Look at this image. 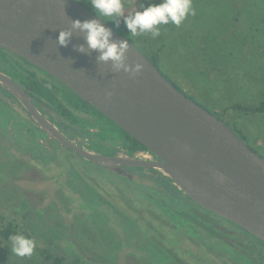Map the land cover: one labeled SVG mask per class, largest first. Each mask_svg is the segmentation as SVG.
Listing matches in <instances>:
<instances>
[{"label":"rangeland","instance_id":"374dc122","mask_svg":"<svg viewBox=\"0 0 264 264\" xmlns=\"http://www.w3.org/2000/svg\"><path fill=\"white\" fill-rule=\"evenodd\" d=\"M79 1L95 12L86 0ZM140 2L123 0L125 14L136 10ZM142 2L146 6L149 0ZM192 7L195 14L188 15L179 26L160 25V35L155 38L150 33L128 34L122 17L118 27L112 18H101L150 60L157 50V66L184 94L224 120L254 151L264 156V111L251 109L264 94V0H192ZM12 67V73L25 75L14 64ZM47 79L62 94L67 92L50 77ZM66 95L56 97L62 96L71 104L79 103L75 97ZM235 103L239 107L233 108ZM93 117L102 129L96 134L97 139L126 140L125 134L113 123L101 116ZM21 123L30 129L25 120ZM0 142L3 146L0 147V217L16 221L17 234L36 241L31 256L19 257L11 251L10 240L0 236V264H51L43 258V249L61 256L62 264H242L226 251L218 253L226 250L219 245L213 246L218 248L216 251L208 245L198 246L189 238L195 234L190 221L183 222L179 217L178 223H171L169 219L173 220L166 215V222H159L157 232L152 234L160 233L158 241L169 251L166 254L155 250L151 247L152 237L147 234L151 229L148 216L142 213L144 207L126 213L112 206L107 200L116 201L117 207L130 209L129 205L120 203L121 196L111 186L106 188L109 194H104L102 186H63L57 192L53 186H19L16 183L21 182L20 175H13L6 169V163L12 155L18 156L24 150L17 147L22 144H15L13 137L3 135ZM145 181L151 183L150 178ZM137 204L135 200V209ZM177 208L179 212L193 211L183 201H178ZM173 214L179 215L175 211ZM196 214L210 218L203 210L196 209ZM218 221L231 227L223 220ZM204 223L207 224L206 219ZM179 225L185 226L184 235L180 234ZM198 225L204 226L200 220ZM209 243L213 244V239Z\"/></svg>","mask_w":264,"mask_h":264},{"label":"water","instance_id":"95a60500","mask_svg":"<svg viewBox=\"0 0 264 264\" xmlns=\"http://www.w3.org/2000/svg\"><path fill=\"white\" fill-rule=\"evenodd\" d=\"M77 18L98 19L77 0H0V45L60 80L158 161L141 162L130 156L118 159L81 149L35 113L20 86L2 73L0 82L27 105L43 129L80 155L107 168L119 161L157 167L200 207L264 242V156L224 120L180 91L103 18L102 23L112 30V40H128L127 62L143 64L138 75L115 72L111 62L97 61L99 53L87 50L84 34L78 31L67 46L58 45V31L70 28ZM80 45L85 52L77 50Z\"/></svg>","mask_w":264,"mask_h":264},{"label":"flooded vegetation","instance_id":"af4514ba","mask_svg":"<svg viewBox=\"0 0 264 264\" xmlns=\"http://www.w3.org/2000/svg\"><path fill=\"white\" fill-rule=\"evenodd\" d=\"M13 57L16 58V60ZM12 64H14L19 70L23 71L25 75L22 77L17 71H15V74L19 76L17 77L12 73L11 70H14ZM0 73L7 76L23 89V91L29 96L26 95L25 99H29L31 107L41 119L48 122L62 137L66 138L77 147L99 155L113 156L118 159H125L127 156H130L141 162H156L159 160L157 156L129 135L116 122L88 103L60 80L14 51L1 45ZM48 77L63 86V89L67 91L66 93L75 97L79 103L71 104L70 101L65 100L62 96L61 98H57L56 95H64L65 97L67 95L66 93L62 94L59 87L54 85L51 81H48ZM92 114L97 117L101 116L107 121L113 123L125 134L126 140L109 141L107 139H97L96 134L101 133L100 131L102 129ZM24 120L29 124L30 129L26 128L21 123V121ZM0 135H3L4 137L8 136L10 139L13 137L15 144H17V142L22 144V147L20 145L17 147L24 149L22 152H17L19 154L18 156L12 155L11 161L6 163V169L11 170L13 175H20L19 180L21 182L16 183L19 186H53V189L56 192L59 189L63 190V186H119V184H123L124 186L143 187L171 186L170 189L173 195H175L174 192H177L184 202L193 204L189 197L188 199L185 195L181 194L176 187H174L176 186L175 184L166 181L167 176L157 167L130 165L119 161L114 164V168H107L99 162L89 160L73 149L67 147L57 139V137L50 135L47 130L43 129L27 105H25L16 95L11 93L1 82ZM0 147L3 146L0 144ZM38 147L40 150L35 149ZM86 162L89 165L86 164ZM146 178H150L151 183L145 181ZM114 191L121 196V204L130 206V209L127 212L130 210L134 212L133 204L135 197L133 193L125 191V194H123L124 192L118 189ZM107 202L112 206H115L117 209L120 208L115 205L117 203L116 201L107 200ZM153 202L152 205L150 202L147 203V205L152 209L157 208V204H159L160 201L156 199V201ZM92 203L94 204L93 201ZM196 207L197 210H203L207 213L209 212L210 214H208L210 215V218H205L207 223L206 226L198 225V222H192L190 224L192 226L190 227L195 231V234L193 237L189 238L194 240L198 246L208 245L214 251L218 248H214L213 246L219 245L226 250L217 251L218 253L221 254L223 252L224 254V251H226L231 254V257H236L234 259L237 260L236 262L242 261V264H249L248 262H245L244 258H241L240 254H243L244 256L248 254L240 248V245L246 247L247 245L249 246V243L251 242L258 244L256 243L257 237L239 225L217 214L215 215L213 212L207 211L200 206ZM119 210L122 211V208ZM142 213H144L145 216H148V223L150 220L156 222L155 218L158 216L155 226H158L159 222L165 223L166 216L173 220L172 222L169 219L171 223L176 221L172 216L158 208L156 210H149L147 206H144ZM152 213H155L156 216H153ZM169 213L171 214L172 211H169ZM130 220L133 221L131 217ZM218 220H223L224 222L231 224V227L228 228L225 225L218 224ZM209 225L212 226L213 229ZM237 226L244 231H241ZM185 229L184 225L178 226L180 234L184 235ZM218 230H220L221 233ZM152 232V230L149 233L147 232V234L152 237V239H150L151 243L152 240L159 242L158 235H153ZM179 237L182 238L181 235ZM211 239H213V244L209 243ZM151 247H155V250L158 249L162 251L153 243ZM161 247L165 251H162L163 253L169 251L168 248L163 247V245H161ZM254 248L256 247L254 246Z\"/></svg>","mask_w":264,"mask_h":264},{"label":"clouds","instance_id":"9594fccd","mask_svg":"<svg viewBox=\"0 0 264 264\" xmlns=\"http://www.w3.org/2000/svg\"><path fill=\"white\" fill-rule=\"evenodd\" d=\"M86 2L92 6L98 19H73L70 28L58 31L56 38L58 45L67 46L74 31L83 33L87 50H95L99 53L97 61L111 62L113 71L123 70L130 76L138 75L143 70V64L138 61H133L131 64L127 62L128 40H112V30L102 23L104 20L100 17L112 18L111 21L116 22L117 27L122 17L128 34L137 36L150 33L155 38L160 35V25L172 23L179 26L188 15L195 14L192 0H159V2L149 0L146 6L141 0L138 8L129 14L124 12L123 0H86ZM77 50L86 51L83 45L78 46ZM9 240L11 251L19 257L31 256L36 247L35 239L23 234H12Z\"/></svg>","mask_w":264,"mask_h":264},{"label":"trees","instance_id":"16d2710c","mask_svg":"<svg viewBox=\"0 0 264 264\" xmlns=\"http://www.w3.org/2000/svg\"><path fill=\"white\" fill-rule=\"evenodd\" d=\"M152 2H159V0H152ZM151 61L156 66L158 65L159 54H158L157 50L155 51L154 58L151 59ZM158 69L161 71V69L159 67H158ZM161 73L168 80H170L180 91H182L179 88V86L172 81L171 77H169L163 71H161ZM232 107L233 108H237V107H239V104L235 103V104L232 105ZM251 109L254 110V111H259V112L264 111V94H263V98L256 105L251 107ZM158 181L163 182L161 180H158ZM166 181L169 182V183H172L171 180L168 177H167ZM111 187L113 188V190H117L118 189V190H120L122 192L128 191L130 193H133V195L135 197L134 199L138 201L136 209L133 207V211L134 212H136L139 209V207H141V209H142V207H144V206H147L149 210H156L158 208V209L164 211L162 209V207L165 209L164 206H166L168 209L171 208L173 211L177 212L179 214V218L183 222H185L186 219L190 221V224L192 222H198V220H200L202 222L205 221V219L203 217H201V216L196 214V209H197L196 206H199V205L196 204L191 199H190L191 202L193 204H195L196 206L193 205V204H190L188 202H185V203L188 205L189 209L192 208L193 211L192 212L189 211V213L188 212H179V210L177 208L178 207V201H183V200H182V197L177 192H174L175 195H173L171 193V189H170L171 186H158V188H159L158 190H154V189L150 190L148 188V186L147 187H143V186H111ZM162 187H166V188H162ZM174 187H176V186H174ZM102 188L104 189V194H106V193L108 194L110 192L109 190L106 189V188H108V186H102ZM180 193L183 194L181 191H180ZM183 195H185V194H183ZM185 196L188 198L187 195H185ZM156 199L160 201V203H159L160 206H158V207L156 206L157 208L152 209L150 206L147 205V203H149L150 201H152V202L156 201ZM168 209L167 210L165 209L166 212L165 211L164 212L166 214L172 216L176 220L175 222L178 223V219H179L178 216L174 215L173 211L170 214ZM122 210L127 212L129 209L128 208H122ZM152 215L156 216L155 213H152ZM182 215H183L184 218L181 217ZM157 220H158V216H157V218H155L156 222H157ZM203 224H204V226H206L205 223H203ZM180 226H182V225H180ZM17 227H18V224L16 223V221H14V220H4V216L3 215L0 217V236L3 239L9 241V236L10 235L18 233V228ZM138 227H139V225H138ZM148 227L152 231H155V232H157V229L159 228L158 226H155V224H153V222H149ZM210 227L213 229L212 226H210ZM239 229L241 231H244L241 228H239ZM218 231L221 233L220 230H218ZM162 239H164V238H162ZM256 241H257L256 243H258V244H255L254 242H251V243H249V246L247 245L246 247H243V245H240V248L243 251H245L246 254H248V255L244 256L243 254H240L239 252H237V253H239L241 255V258H244L245 262H248L249 264H264V242L259 240L258 238H256ZM152 243L155 244V246H158L160 249H162L163 252H165L164 249L161 247V244L159 242H157L155 240H152ZM254 246L256 248H254ZM41 253H42V256L45 259V261H50L51 264H62L63 258L61 256L53 255L47 249H43Z\"/></svg>","mask_w":264,"mask_h":264}]
</instances>
